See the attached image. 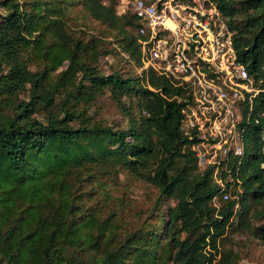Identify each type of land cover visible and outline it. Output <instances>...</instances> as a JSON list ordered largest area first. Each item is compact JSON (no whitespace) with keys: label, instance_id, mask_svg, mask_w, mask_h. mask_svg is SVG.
<instances>
[{"label":"trees","instance_id":"obj_1","mask_svg":"<svg viewBox=\"0 0 264 264\" xmlns=\"http://www.w3.org/2000/svg\"><path fill=\"white\" fill-rule=\"evenodd\" d=\"M213 1L261 91L243 153L201 167L192 93L144 66L118 0H0V264H242L235 235L264 243V0ZM100 98L122 120L98 118ZM121 173L159 192L136 223Z\"/></svg>","mask_w":264,"mask_h":264},{"label":"built area","instance_id":"obj_2","mask_svg":"<svg viewBox=\"0 0 264 264\" xmlns=\"http://www.w3.org/2000/svg\"><path fill=\"white\" fill-rule=\"evenodd\" d=\"M118 14L139 19V43L146 68L187 85L192 100L183 108L182 130L201 167L230 152L242 154V109L261 88L239 60L234 33L213 0H118ZM220 174L215 169V176ZM223 186L222 179H218ZM229 194H224L228 199Z\"/></svg>","mask_w":264,"mask_h":264},{"label":"rangeland","instance_id":"obj_3","mask_svg":"<svg viewBox=\"0 0 264 264\" xmlns=\"http://www.w3.org/2000/svg\"><path fill=\"white\" fill-rule=\"evenodd\" d=\"M90 31L97 32L102 29V25L95 21L90 22ZM106 59H103L105 63ZM112 64L109 63L108 65ZM104 68L107 69V64ZM129 67H127L128 69ZM99 108L93 107V112L98 118L104 120L117 121L121 119V113L115 102L108 98H100L98 101ZM115 195L124 198L131 206L127 213V218L130 222L136 223L137 218L143 210V217L146 216L145 211L151 212L157 198L159 197L158 189L148 185L140 180H137L130 175L121 173L118 184L115 186ZM164 207V206H163ZM165 208V207H164ZM262 223V222H259ZM235 240L240 242L239 247L242 250V264H264V243L257 240L249 234H237Z\"/></svg>","mask_w":264,"mask_h":264}]
</instances>
